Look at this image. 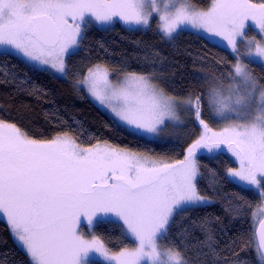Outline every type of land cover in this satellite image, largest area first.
I'll return each instance as SVG.
<instances>
[{"label": "snow or ice", "instance_id": "1", "mask_svg": "<svg viewBox=\"0 0 264 264\" xmlns=\"http://www.w3.org/2000/svg\"><path fill=\"white\" fill-rule=\"evenodd\" d=\"M153 17L169 40L191 28L226 42L235 60L226 74L231 83L213 75L207 95L222 127L213 129L203 118L200 94L171 95L154 82L155 70L117 72L103 63L88 67L77 88L84 86L116 124L156 138L168 122L183 124L180 110L191 113L201 133L183 159L165 162L107 142L85 147L70 132L37 139L0 119V214L30 264H94L93 257L102 258L100 264H240L234 245L244 244L243 236L221 248L205 220L203 240H188L184 230L177 244L172 227L213 203L197 184L202 150L230 152L238 167L227 169V179L264 201V84L249 66L258 58L264 67V0H210L207 8L191 0H0V55L15 53L34 68L66 76V58L88 28L120 22L133 30L150 29ZM250 21L259 39L249 36ZM109 216L120 222L118 250L111 240L82 228ZM249 243L255 245L257 264H264V222L259 230L253 226Z\"/></svg>", "mask_w": 264, "mask_h": 264}, {"label": "trees", "instance_id": "2", "mask_svg": "<svg viewBox=\"0 0 264 264\" xmlns=\"http://www.w3.org/2000/svg\"><path fill=\"white\" fill-rule=\"evenodd\" d=\"M191 2L199 8H207L210 0ZM229 53L219 40L190 29L180 31L169 40L157 30L156 18L150 29L133 30L120 22L107 29L90 27L78 50L67 58L65 78H56L34 68L15 55H0V119L16 123L37 139H51L59 133L70 132L85 147L107 142L173 162L183 159L188 144L200 135L201 128L195 121L191 120L183 127L168 124L160 134V140L145 139L127 131L103 113L80 87L77 88V78H82L87 68L96 63L107 64L117 72L155 70L158 74L155 82L168 94L181 97L189 93L200 94L204 102L203 118L209 120L207 95L214 83L213 75L222 78L225 85L231 83L226 74L235 60ZM254 73L264 84V70L255 67ZM199 162L202 175L197 181L198 188L213 203L177 219L172 227L175 242L180 243L179 234L184 230H187L188 240L196 237L203 240L200 224L207 220L208 226L215 230L219 247L223 248L232 238L243 236L244 244L234 245L238 260L240 264H257L255 245L249 241L253 213L261 203L260 197L227 179V169L237 167L228 155L201 156ZM120 231V224L106 220L94 229L96 234L112 241L110 247L114 250L120 247ZM224 255L233 259L227 251ZM0 264H30L8 224L1 219ZM94 264H100V261L94 260Z\"/></svg>", "mask_w": 264, "mask_h": 264}, {"label": "rangeland", "instance_id": "3", "mask_svg": "<svg viewBox=\"0 0 264 264\" xmlns=\"http://www.w3.org/2000/svg\"><path fill=\"white\" fill-rule=\"evenodd\" d=\"M153 18H156V17H153ZM112 26H113V25H112ZM249 26H250V28H251V31L249 32V36H257V39H259L260 37H259V35H258V33H257V29H256L255 25H253V24L251 23V21L249 22ZM98 27H100V26H98ZM110 27H111V26H110ZM101 28H103V27H101ZM186 29H187V30H188V29L193 30V29H191V28H186ZM193 31H195V30H193ZM195 32H197V31H195ZM197 33L202 34V35H205V36H207V37H209V38H211V39L219 40L222 44H224V45L226 46V42L223 41L221 38L211 36L210 34L204 33V32H202V31L197 32ZM238 46L241 47V49L243 50V48H244V45H243V44H240V45H238ZM77 50H78V49H76L75 52H76ZM11 55H15V56L19 57L20 59L24 60L23 57L18 56V55H16L15 53H12ZM67 58H68V57H67ZM67 58H66V63H67ZM24 61H25V60H24ZM253 61H254L256 64H254L253 62H252L253 64H252V63H250L251 65L249 64L250 67H251L253 70L255 69V67H260V68H262V69L264 70V67H261V66H260V61H259L258 58H253ZM31 66H32V65H31ZM37 69H39V70H41V71H46V72H48L49 74H51L52 76H54V77H56V78H65V77H66L65 75H61V74H59V73H56L54 70H51V69H48V68H37ZM111 78H112V79H115L116 77H115V75H113ZM154 82H155V81H154ZM155 83H156V82H155ZM80 88L84 91L85 95L89 98V100H91V101H92V102H93V103H94V104H95V105H96V106H97V107H98L103 113H105L107 116H109V117L112 119V117L110 116V114H109L107 111H105L104 109H102L100 106H98V104H97V103H96V102L90 97V95L87 93L86 88H85L84 86H81ZM179 114L181 115V119L183 120V124H177V123H174V122H168V124H171V125H174V126H178V127H183V126H185L186 124H188L189 121L193 120V119H192V116H191V113L187 112L186 110H183V109L180 110V113H179ZM193 121H194V120H193ZM206 121H207V123L209 124V126L212 127L213 129L219 130V128L222 127V123H221L220 121H218V120L215 118L214 113H212L211 111H210L209 120H206ZM212 123H215V126H214ZM122 127H123V126H122ZM125 129H126L127 131H129V132L135 134V135L141 136V137H143V138H145V139H148V140H160V136H159V138H156V137H153V136H151V135H143V134H140V133H136V132L132 131L131 129H127V128H125ZM99 144H101V146L104 145V143H99ZM132 152H133V151H132ZM136 153H137V152H136ZM220 153H224V154L228 155V156L231 158V160L234 161V163H235V164L237 165V167H238V162H236L235 158L232 157L231 153L228 152L227 150H223V151H221V150H217V151H215V152H213V153H209V152H207V151L202 150V151H200V152L197 153V159H198V161H199V159H200L201 156H203V157H215V156L219 155ZM150 157H152V156H150ZM153 158H155V157H153ZM155 159H157V160H161V159H158V158H155ZM162 160H163V159H162ZM164 161H165V160H164ZM165 162H167V161H165ZM199 164H200V162H199ZM239 186L243 188V186H241V185H239ZM243 189H244V188H243ZM254 215H255V219H256V221H257V223H256L255 225H253V218H254ZM253 218H252V225L255 226V228H257V226H258V224L260 223V221L264 219V201L261 200L260 205L255 209V211H254V213H253ZM0 219L3 220V221H5V222L7 223L6 219L3 217L2 214H0ZM105 220H106V221H114V222H117L118 224H120V222H119L118 220H116L115 217H111V216H109V217H100V218H98L97 222H96L93 226H91V227L88 226L86 222H84V223L82 224V228H83V230H84L85 233L92 232V231H94L96 225H97L99 222H101V221H105ZM7 224H8V223H7ZM8 226H9V225H8ZM9 228H10V227H9ZM14 239H15V238H14ZM15 241H16L17 245H18V246L24 251L23 247L18 243V241H17L16 239H15ZM24 252H25V251H24ZM25 253H26V252H25ZM101 259H102V258L93 257V261H94V260L101 261Z\"/></svg>", "mask_w": 264, "mask_h": 264}, {"label": "water", "instance_id": "4", "mask_svg": "<svg viewBox=\"0 0 264 264\" xmlns=\"http://www.w3.org/2000/svg\"><path fill=\"white\" fill-rule=\"evenodd\" d=\"M260 222H264V219L263 220H261ZM257 230H259V224H258V226H257V228H256Z\"/></svg>", "mask_w": 264, "mask_h": 264}]
</instances>
